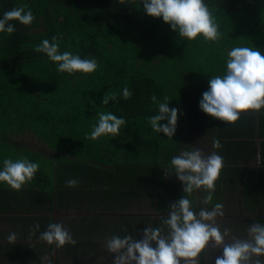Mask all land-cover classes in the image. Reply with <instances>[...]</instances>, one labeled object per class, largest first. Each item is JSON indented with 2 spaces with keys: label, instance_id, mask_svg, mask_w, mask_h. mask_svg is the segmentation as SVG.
Returning a JSON list of instances; mask_svg holds the SVG:
<instances>
[{
  "label": "trees",
  "instance_id": "trees-1",
  "mask_svg": "<svg viewBox=\"0 0 264 264\" xmlns=\"http://www.w3.org/2000/svg\"><path fill=\"white\" fill-rule=\"evenodd\" d=\"M206 3L214 11L223 33L219 43H206L201 36L192 41L179 37L162 18L148 16L141 0H124V3L120 0H0V18L4 12L25 4L35 17L27 26L11 21L16 28L11 35L0 33V169L5 158L15 160L26 156L40 163L34 180L20 191L0 182V219L10 223L8 230H0V264L3 258L11 264H34L46 252L47 243L38 241L37 237L53 221L54 207L64 212L103 214L64 217L65 227L76 243L56 249L53 264H110L102 257V252H107L106 237L115 233L123 236L126 229L134 238H142L145 226L158 225L160 217L167 216L168 206L184 195L181 182L169 167L183 143L166 145L160 133L153 137L130 134L125 127L120 131L126 133L124 136L86 139L98 121L97 113L107 112L102 109L125 120L150 117L157 111L151 97L163 98V90L148 74L147 66L125 55L129 38H141L146 53L155 51L151 60L168 56L176 46L190 52L207 49L219 54L209 59L206 73L195 76L183 68L178 75L196 101V110L190 113L192 120L205 125L207 132L214 128L215 138L221 144L216 151L223 156L225 164H231L230 169H222L211 204L200 203L205 195L203 189L189 198L197 210L223 204L224 191L239 189L244 171L251 169L246 176L248 186L242 192L256 201L248 200L250 207L264 208V159L259 160L257 168L247 167L255 158L252 151L255 133L260 138L259 155L264 157V109L257 119L247 115L229 127L227 122L199 109L209 77L224 74L231 48L253 47L264 55V0H206ZM56 35L62 37L61 52L70 51L82 59L95 58L97 70L91 74L60 73L45 54L34 51L43 39L51 40ZM125 87L132 92L129 99L122 96ZM111 92L117 93V99L102 104L101 98ZM241 124L244 125L241 137L229 133ZM197 127L201 126L192 128ZM26 131L42 141L52 154L28 149L12 138ZM229 136L238 141H225ZM234 144L239 146V152L226 153L225 145ZM71 178H78L80 184L66 187L65 182ZM152 190L157 215L150 218L141 213H146V200L152 198ZM141 201L144 205L139 210L132 212L127 208ZM37 222L39 232L29 238V228ZM253 223L264 224V218L253 220L246 216L231 222L234 230H247ZM11 232L17 233L15 244L7 241ZM50 250L53 251V246H49ZM77 257L85 259L76 260ZM203 257L204 254L201 264H205Z\"/></svg>",
  "mask_w": 264,
  "mask_h": 264
},
{
  "label": "clouds",
  "instance_id": "clouds-1",
  "mask_svg": "<svg viewBox=\"0 0 264 264\" xmlns=\"http://www.w3.org/2000/svg\"><path fill=\"white\" fill-rule=\"evenodd\" d=\"M124 3V0H120ZM144 12L153 18H162L172 31L189 41L201 36L205 42L219 43L223 37L220 24L211 6L206 0H141ZM35 17L28 5L12 8L0 18V33L9 35L16 31L11 21L21 25H30ZM60 35L51 40L43 39L35 46L34 51L43 53L57 65L60 73L91 74L98 68L95 58L82 59L80 55L70 51H60ZM226 70L223 75H214L208 79V89L202 93L199 109L206 115L228 124H235L241 114L248 111L260 112L264 109V55L253 47H233L227 53ZM124 99H129L132 92L128 87L122 91ZM117 99V93L111 92L101 98L107 105ZM156 106V114L146 117L152 130L163 133L172 140L176 132L179 109L169 108L167 96L158 100L151 97ZM182 115V113H180ZM98 121L92 125L86 139L96 140L103 136L115 138L126 125V120L112 112L97 113ZM167 121V123H161ZM220 141L213 137L212 148L219 149ZM256 158L264 159L256 152ZM257 164V163H255ZM170 169L181 182L184 195L170 204L167 216L160 217L158 225L147 224L142 238L136 240L126 229V234H112L104 239L105 250L114 254L112 264H200V257L209 247L222 249V254L215 258V264H264V224L248 225L246 237L241 238L233 233L230 227H221L218 217H223L224 206L215 203L210 209L194 207L189 198L201 189L205 195L200 200L209 205L214 198L216 181L224 167V158L217 151L205 155L202 149L192 147L173 156ZM40 168L39 162L30 161L26 156L18 159L5 158L0 169V182L7 184L12 190L20 191L31 183ZM166 175H170L165 172ZM78 178L65 182L66 187H77ZM242 192V187L239 188ZM187 194V195H185ZM259 207V206H258ZM40 224L34 223L29 228V238L39 232ZM17 233L7 236L9 244H15ZM38 241L46 242L50 248H61L66 244L75 245L76 241L62 222H50L47 229L39 232ZM54 251L40 257L41 264H53ZM55 260V259H54Z\"/></svg>",
  "mask_w": 264,
  "mask_h": 264
},
{
  "label": "rangeland",
  "instance_id": "rangeland-1",
  "mask_svg": "<svg viewBox=\"0 0 264 264\" xmlns=\"http://www.w3.org/2000/svg\"><path fill=\"white\" fill-rule=\"evenodd\" d=\"M125 43L127 46V49L125 50V55L129 57H133V62H136L138 64H144L148 68V74L159 84L163 90V97L167 96L170 100L169 102V108H177L179 109L178 113V121L176 126V132L174 136L172 137V140H169L167 137L164 136L163 133H160L163 137V141L166 145L169 144H176V146L179 143H183L181 145L182 149H178L177 155L184 151L185 149L191 150V148L196 144L198 140L205 141L209 139L210 133H204L203 137L200 136L199 133H191L192 127L194 125H200L203 130H206V128L201 124V122H196L192 120V116L190 113H192L194 110H196L194 107L196 106V101L193 97H191L190 91L187 89V85L180 80L178 75L180 74V69L186 68L189 72H192L195 76H198V73H206L209 70V59H211L212 56L216 55V52H208V50H192L191 52L188 51L184 47L176 46L172 48V50L169 52L168 56L160 58H156L151 60L152 56L156 53L148 51L146 53V48L142 47L143 41L141 38H134L128 39ZM142 41V42H141ZM209 43V42H206ZM158 48V46L153 45ZM186 46V45H185ZM188 47V46H186ZM191 47V46H189ZM146 54V57L142 54ZM124 55V54H122ZM219 56V54H217ZM144 57V59L142 58ZM150 59V60H149ZM159 63H158V62ZM194 87V85H193ZM195 88V87H194ZM187 89V90H186ZM67 90V88H66ZM196 90V89H195ZM191 105V107L189 106ZM107 112H109L106 109H102ZM189 110V111H188ZM182 113V115L180 114ZM161 123H167V121H161ZM125 128L127 129V133H141L146 134L148 137H153L159 133L154 132L151 128V126L148 124L146 120V116H139L133 119H126V125ZM122 136L126 135V133L123 131L120 133ZM198 134L200 138H198ZM214 136V133L213 135ZM12 138L16 139L22 146L28 148V149H35L41 152H44L48 154L46 150H48L42 141L37 139L32 133L29 132H21L17 137L15 135L12 136ZM203 138V139H202ZM207 144V143H206ZM195 147V146H194ZM203 151L212 152L214 149L212 148V144H210V147H204L199 148ZM260 151V150H259ZM258 151V152H259ZM49 154H52L49 150ZM207 155V153L205 154ZM44 156H46L44 154ZM257 163V164H255ZM254 163V160L247 164L248 168H257L258 161L256 158V162ZM260 163V161H259ZM251 169H247L244 171L243 176L240 179L238 187H246L248 186V181H246V176L248 175V171ZM243 180V183H242ZM245 189L244 191H246ZM152 198L150 200H146V213L148 211H152L153 207L155 206V192L152 190ZM240 195V197L238 196ZM232 202L228 205L229 209H234V214L239 212V199L242 201V214L255 220L257 217H264V208L258 207L257 209H254L250 207V203L248 202H256L254 201L251 196L244 195L243 192L238 194V192H234L231 195ZM142 202H139L138 205L134 203V207H127L130 211L135 212L136 210H139L138 207H140ZM264 204V202H263ZM232 206V207H230ZM217 223L220 224V226L223 227H230L232 226L229 219H220L217 218ZM233 230V229H232ZM233 233L237 236L244 238L246 236L245 230H233ZM208 251L210 252V262L212 264H215V258L217 256H220L222 254V249H212L209 247ZM114 255V254H113ZM207 255V252H206ZM82 259L84 260V257H77L76 260ZM264 260V257L261 258ZM100 260V257H99ZM208 261V260H207ZM1 264H11L8 259L3 258V262Z\"/></svg>",
  "mask_w": 264,
  "mask_h": 264
},
{
  "label": "flooded vegetation",
  "instance_id": "flooded-vegetation-1",
  "mask_svg": "<svg viewBox=\"0 0 264 264\" xmlns=\"http://www.w3.org/2000/svg\"><path fill=\"white\" fill-rule=\"evenodd\" d=\"M205 152V151H204ZM235 184V183H234ZM230 190L231 189H228V192H226L225 193V196H224V200H223V206H224V213H225V215L223 216V217H218V218H220V219H229L230 220V222H233L235 219H237V218H245L246 216L245 215H243L242 214V201H241V199H239V212L238 213H236V214H234V209H229L228 208V205L229 204H231V202H232V199H231V194H230ZM239 190V189H238ZM240 194V193H239ZM223 195H224V193H223ZM239 197H240V195H238ZM142 202V204H141V206L142 205H144V201H141ZM230 207H232V206H230ZM58 212V213H60V215L59 214H57L56 216V220L57 219H60L58 222H62L63 224H64V226H65V223H64V217H69V216H77V215H64L63 213H67V212H64V211H58L55 207H54V210H53V212ZM69 212H71V211H69ZM72 212H76V211H72ZM120 214H123V213H118V215H120ZM141 214H146V215H148L150 218H152V217H155L156 215H157V212H156V208H155V206H154V209H153V211H151V212H148V213H145V212H143V213H141ZM65 222H67V219H65ZM9 227H10V223L8 222V221H6V220H3V219H0V230H4V229H9ZM136 240H139V239H141V238H135ZM49 254V245L47 244V246H46V252L44 253V254H41L40 255V257H42V256H46V255H48ZM209 256H210V252L209 251H207V255H206V253L204 254V257H203V262L205 263V264H212L211 262H210V259H209ZM102 257H103V259H104V262H107V263H110V264H112V261H113V257H114V255L113 254H109L108 252H102ZM5 259H7V258H5ZM55 259H56V257H55ZM208 260V261H207ZM34 264H41V261H40V258L39 259H37V260H35L34 261ZM200 264H201V257H200Z\"/></svg>",
  "mask_w": 264,
  "mask_h": 264
},
{
  "label": "crops",
  "instance_id": "crops-1",
  "mask_svg": "<svg viewBox=\"0 0 264 264\" xmlns=\"http://www.w3.org/2000/svg\"><path fill=\"white\" fill-rule=\"evenodd\" d=\"M261 112V111H260ZM258 114H259V112H256V111H248V112H246V113H243V114H241V116H240V119L239 120H241L243 117H245V116H247V115H253L254 117H255V119H257V117H258ZM238 120V121H239ZM237 121V122H238ZM236 122V123H237ZM230 125H235V124H228V123H226V126L227 127H229ZM243 126L244 125H239V126H235V128L233 129V130H231L229 133H235L237 136H240L241 137V135L244 133L243 132ZM205 127V126H204ZM205 128H207V127H205ZM226 130H223V132H225ZM191 133H210V136H209V139H207L206 141H205V139H203V140H198L197 142H196V144H194V146L196 147V148H206V147H210V144H212V140H213V137H216L215 136V130H214V128L212 127L210 130H208V132H207V130H203L201 127H197V128H193L192 130H191ZM213 133H214V136H211V135H213ZM252 140H253V154H254V157H255V155H256V152H258L259 150H260V138H258V135H257V133H255V135H254V137H252ZM225 141H238L236 138H234V137H232V136H229V137H226V139H225ZM207 143V144H206ZM193 146V147H194ZM225 147H227L228 149H225V152L226 153H238L239 152V146L238 145H236V144H234V145H225ZM229 148H232V149H229ZM49 150L50 149H48V150H46L48 153H49ZM51 151V150H50ZM213 151H216V149H214ZM205 153V152H204ZM207 154H208V152H206ZM205 153V154H206ZM255 159V158H254ZM231 164H225L224 163V167L223 168H225V169H230L229 167H231L230 166ZM242 165H244V166H246V164H242ZM246 179V178H245ZM231 190H230V194L232 195L234 192H238V194L240 193V191L238 190V189H233V188H230ZM226 192H228V189L226 190V191H224V195H223V200H224V196H225V193ZM224 204V203H223ZM264 218V217H263ZM231 228L233 229V227L231 226ZM234 230V229H233ZM240 230H245L246 231V229L245 228H239L238 229V231H240ZM262 258V257H261Z\"/></svg>",
  "mask_w": 264,
  "mask_h": 264
},
{
  "label": "water",
  "instance_id": "water-1",
  "mask_svg": "<svg viewBox=\"0 0 264 264\" xmlns=\"http://www.w3.org/2000/svg\"><path fill=\"white\" fill-rule=\"evenodd\" d=\"M241 193V192H240ZM57 214H59L60 215V213H58V212H52V216H53V222H57V220H56V215ZM64 215H77V216H79V215H92V214H103V213H101V212H67V213H63ZM105 214H110V212H106ZM118 214V213H117ZM53 251H54V254H53V260L55 259V257H56V249H55V246L53 245ZM54 262V261H53ZM55 264V263H54Z\"/></svg>",
  "mask_w": 264,
  "mask_h": 264
}]
</instances>
